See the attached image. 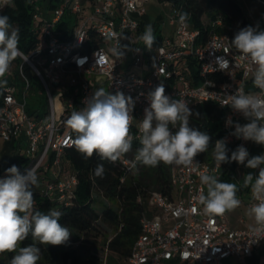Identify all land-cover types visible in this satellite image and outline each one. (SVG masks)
<instances>
[{"label": "built area", "instance_id": "2783aa9c", "mask_svg": "<svg viewBox=\"0 0 264 264\" xmlns=\"http://www.w3.org/2000/svg\"><path fill=\"white\" fill-rule=\"evenodd\" d=\"M146 1L91 0L87 14H83L85 5L81 0H61L51 9L44 1L35 8L32 20L41 30L43 44L21 58L46 94L48 109L44 115H40L39 109L32 114L26 111V91L31 88V79L21 65L17 72L23 82L22 99L14 90V64L4 77L7 86L0 87V140L12 142L16 157L26 158L27 165L21 174L32 167L36 173L44 174L42 190L58 203L67 205L77 184L72 166L64 157V150L72 146L75 136L64 121L72 111L83 109L86 99L100 85L109 93L120 91L135 101L133 141L139 140V124L145 108L150 107L148 94L163 84L166 95L185 99L189 107L196 102L218 104L225 110V116L222 135L216 140L225 139L226 145H247L248 141L231 135L235 129L226 121L230 118L233 124L241 125L249 121L223 104L238 89L260 94L253 83L254 65L241 58L227 33L216 31L221 26L220 18L211 22V31L203 39L201 30L192 27L188 19L180 22L181 7L167 2L168 23L173 33L160 38L159 44L145 54L137 43L141 36L137 37L136 32L145 14ZM259 2L264 6V0ZM66 13L75 22L63 38L58 24ZM90 32L99 43L84 51L82 47ZM112 34L121 38V46L124 40L130 44L129 56L134 66L146 62V56L149 58L150 64L145 63L142 74L129 71L124 58L118 59L113 54L117 40L108 39ZM218 57L227 60L228 66L218 64ZM89 76L98 86L88 82ZM214 147L215 142L209 159L196 156L198 164L192 167L169 165L171 195L156 190L149 192L147 203L152 215L145 213L140 219V232L124 264H223L228 257L245 259L258 249L264 238L253 235L251 228H231L224 215L204 214L203 206L197 201L199 194H206L200 175L208 172L219 177L224 168V163L219 166L214 158ZM120 162L124 167L120 180L124 181L129 173H134L135 156L122 157ZM137 200H141L140 196ZM255 202L250 192L248 206Z\"/></svg>", "mask_w": 264, "mask_h": 264}, {"label": "clouds", "instance_id": "9594fccd", "mask_svg": "<svg viewBox=\"0 0 264 264\" xmlns=\"http://www.w3.org/2000/svg\"><path fill=\"white\" fill-rule=\"evenodd\" d=\"M12 4L13 0H0V8ZM188 15L181 12L180 22L185 23ZM113 38H116L117 44L112 52L118 59H123L128 46H121V38L114 34L108 37ZM140 39L147 49L152 48L155 37L150 24L145 26ZM230 42L242 54V59L254 65L253 83L260 94L238 89L235 94L228 95L223 106L240 113L249 122L233 124L229 118L226 124L234 127L231 135L236 138L264 145V29H260L259 25L246 26L237 31ZM23 55L19 48V29L12 25L9 16L0 14V87L7 86L4 77L12 63ZM217 61L223 67L229 64L222 57H218ZM148 99L150 107L145 108L144 118L139 124L141 147L136 151L133 168L137 164L156 167L163 163L186 168L198 164L194 158L208 150L211 137L207 132L190 126L189 118L193 112L188 102L166 95L163 84L151 91ZM134 106L131 96L120 91L111 94L102 87L98 88L86 99L83 109L72 111L64 121L66 127L76 134L71 141L72 146L85 159L95 154L101 160L117 162L132 149ZM228 153L226 140H216L213 155L219 166L234 161L249 169H259L258 175L249 173L244 176L243 187L251 189L252 199L256 201L248 209V215L255 222L250 230L253 235L264 238V154L250 157L243 145L231 151L230 157ZM94 174L103 177V164L97 165ZM199 179L206 186V194L202 192L197 197L204 214L223 216L240 207L241 200L237 196L240 189L236 183L222 182L208 172L202 173ZM36 186L38 177L35 167L21 174L18 167L12 165L6 169V176L0 178V254L15 253L9 264H38L40 248L35 242L60 246L66 244L72 234L67 226L59 222L63 215L61 211L50 209L45 214L35 210L32 189ZM29 235L34 243L21 246Z\"/></svg>", "mask_w": 264, "mask_h": 264}, {"label": "trees", "instance_id": "16d2710c", "mask_svg": "<svg viewBox=\"0 0 264 264\" xmlns=\"http://www.w3.org/2000/svg\"><path fill=\"white\" fill-rule=\"evenodd\" d=\"M47 1L49 9L56 7L61 0H13L11 6L0 8V14L7 15L12 25L19 29V48L21 52L28 56L38 45L43 44L42 33L32 20V13L37 6H41ZM158 2H167L174 6H180L182 12H187L189 23L194 28H198L202 32L203 39L208 37L211 31V22L217 18L221 19V26L216 31L227 33L230 41L241 28L250 26L249 22L236 0H157ZM75 18L66 13L60 23L58 29L61 30L62 37H67L70 28L74 25ZM142 29L140 25L139 30ZM160 37L155 38L153 46L158 45ZM99 39L90 32L86 44L82 50L89 51L93 45H98ZM234 48V47H233ZM14 64V71L21 65L24 73L30 79L33 74L30 67L18 57ZM40 84V83H39ZM40 92L43 96V108L40 115H44L48 109V101L45 92L40 84ZM193 116L189 118L191 127L207 132L211 137L208 150L198 154L199 159H209L210 150L217 138L222 135V125L225 116V110L218 104L212 102H196L190 106ZM199 113V116L195 114ZM76 134L74 133V136ZM229 149V157L231 151L238 146L226 145ZM141 147L139 140H134L132 149L125 154L124 157L132 158L136 155L137 149ZM64 157L70 162L74 174L77 178V184L73 189L72 198L67 205L58 203L54 198L45 195L42 188L33 187L34 208L35 210L47 213L50 209L61 211L63 215L60 223L67 226L71 231L69 241L61 246L70 245L80 239L90 240L92 244H96L99 234L98 223L108 225L113 231L111 238H105L102 241L101 251H107L102 257L91 253L89 248H85L81 243L77 249L72 248L61 254L58 246L39 244L40 260L38 264H55L62 258L64 261L70 260L71 264H124L128 257L132 245L140 232V219L146 211V202L150 191H160L164 194L171 195L170 186V167L163 163L154 167L152 173L154 185L156 189L146 190L137 176L136 165L134 173H129L124 181H121L124 167L120 160L115 163L107 160H101L99 156L93 155L89 159L80 154L74 146L64 150ZM98 164H103V177L94 174V169ZM12 165H16L20 172L27 165L26 158L11 157L0 162V173L6 171ZM240 164L237 162L224 163V168L218 177L222 182L236 183L239 187L237 195L249 192L250 188L243 187V181L235 179L236 170ZM111 200L113 206H101L100 211L96 208L95 195ZM140 196L141 200L137 198ZM34 243L31 235L21 243V246H27ZM15 253H3L0 257H4L3 261L9 264ZM252 256V255H251ZM254 263L258 264V256H254Z\"/></svg>", "mask_w": 264, "mask_h": 264}, {"label": "rangeland", "instance_id": "374dc122", "mask_svg": "<svg viewBox=\"0 0 264 264\" xmlns=\"http://www.w3.org/2000/svg\"><path fill=\"white\" fill-rule=\"evenodd\" d=\"M73 1V0H72ZM82 2L84 1L85 9L83 14L88 13V9L91 7V0H81ZM237 3L240 5L242 8L250 26H257L259 25L260 29H264V6L259 2V0H236ZM144 8H145V22L146 25H151L153 28V35L155 38L158 37H166V36H171V28L168 26V13H169V6L167 3L164 2H158L157 0H149L144 3ZM136 38V36H132ZM139 45L142 46L143 52L146 54L149 49L146 48L144 42L142 40H138L137 42ZM124 45L128 46V50H125V55H124V62L128 68L129 71H133L136 74H142L145 67V63L150 64L149 58L146 56L144 63H141L139 66H134L131 58H130V51H131V46L130 44L124 40ZM154 46H152L153 48ZM151 48V49H152ZM13 66V64L11 65ZM18 70V69H17ZM14 90L16 93V96L19 99H22V93H23V82L20 79L18 72L14 71ZM88 82L91 85H97V83L94 82L93 77L89 76L87 77ZM104 88V85H100L96 87V90L98 88ZM106 90V88H104ZM107 91V90H106ZM26 111L28 114H32L35 110L42 109L43 108V96L40 92V84L38 78L34 75L33 78L31 79V88L26 91ZM112 94V93H111ZM56 100V98H55ZM248 141L247 143L249 144ZM11 142H1L0 141V162L7 159L11 158L10 155L12 154V148H9V144ZM9 149V150H8ZM248 150V149H247ZM7 151V153H6ZM261 155V154H260ZM15 156V155H13ZM154 167H148V166H143V165H138L137 168V176H140V181L142 185L145 187L146 190H154L156 189V186L154 185V180L152 176V171ZM135 171V170H134ZM253 174L252 170L247 168L244 165H239L238 169L236 170L235 174V179L236 180H241L243 181V178L246 174ZM38 177V186L37 188H44L45 183L42 182L41 178L44 177L43 173H36ZM6 176V171H2L0 173V178H4ZM95 195L96 199V208L98 211H100L101 206H113V202L111 200H107L105 198L100 197L97 194ZM238 196V195H237ZM238 198L241 200V207L244 208V205H246L249 202L250 199V192L243 193L238 196ZM146 211L148 212V216L152 215L151 209L149 207V204L146 202ZM98 230L99 234L97 236V241L96 244H92L90 240H85L84 238L80 239L79 241L75 243H71L70 245H65V246H58L61 254L64 252L71 250L72 248L77 249L78 246L82 243L85 248H89L91 253L97 254V256L102 257L104 252L106 254L107 251L103 250L101 251V245L102 241L107 238H111L113 235V231L111 228L103 224L101 222L98 223ZM105 256V255H104ZM5 259L4 257H0V260ZM55 264H71L70 260L67 259L64 261L62 258H59Z\"/></svg>", "mask_w": 264, "mask_h": 264}, {"label": "crops", "instance_id": "0c3cea01", "mask_svg": "<svg viewBox=\"0 0 264 264\" xmlns=\"http://www.w3.org/2000/svg\"><path fill=\"white\" fill-rule=\"evenodd\" d=\"M147 1H149V0H147ZM164 3H166V2H164ZM169 11H170V7H169ZM145 17H146V15L144 14L140 18V25L142 26V29L141 30L138 29V31L136 32L137 37L142 36L144 31H145V26H146ZM168 26H170V28H171V35H172L173 27L169 23H168ZM160 38H162V37H160ZM0 141L3 142L2 140H0ZM8 147L12 148V151H13L12 154L15 155V156L10 155V156L16 157V151L14 150V144L11 142ZM245 147L248 149L250 157L260 155V154H264V146L258 145L252 141L249 142V144L247 143V145ZM6 153H7V151H6ZM251 170H252L254 176L258 175L259 169H251ZM238 181H241V180H238ZM249 192H251V189H249ZM248 209H249L248 204L244 205V208H242L240 205V207H238L234 211L225 213L224 217H225L227 224L231 228H236V229L253 227L255 225V222H254V219L248 215ZM253 255L254 256L256 255L259 257L258 264H264V241H262L260 246L258 247V249L253 252L252 256L246 257L245 259H241L237 256H231V257L224 259L223 264H253L254 263Z\"/></svg>", "mask_w": 264, "mask_h": 264}, {"label": "water", "instance_id": "95a60500", "mask_svg": "<svg viewBox=\"0 0 264 264\" xmlns=\"http://www.w3.org/2000/svg\"><path fill=\"white\" fill-rule=\"evenodd\" d=\"M0 264H8V263L3 260H0Z\"/></svg>", "mask_w": 264, "mask_h": 264}]
</instances>
